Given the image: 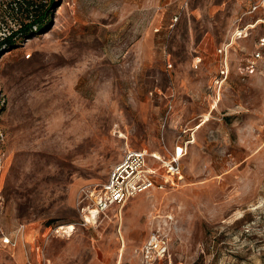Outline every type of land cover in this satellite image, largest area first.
Instances as JSON below:
<instances>
[{
    "label": "rangeland",
    "instance_id": "374dc122",
    "mask_svg": "<svg viewBox=\"0 0 264 264\" xmlns=\"http://www.w3.org/2000/svg\"><path fill=\"white\" fill-rule=\"evenodd\" d=\"M253 1L54 0L46 30L0 46V264H143L154 232L166 264H264V77L247 73L264 26L214 85ZM12 3L0 42L25 18ZM181 134L179 187L89 215L127 150L167 158Z\"/></svg>",
    "mask_w": 264,
    "mask_h": 264
},
{
    "label": "built area",
    "instance_id": "2783aa9c",
    "mask_svg": "<svg viewBox=\"0 0 264 264\" xmlns=\"http://www.w3.org/2000/svg\"><path fill=\"white\" fill-rule=\"evenodd\" d=\"M246 16H253L254 23L236 31V36L218 48L219 69L214 85L221 90L230 75V54L235 50L236 40L247 39L251 30L264 26V0H254ZM254 54L247 65V73L260 74L264 77V35L255 43ZM166 129V123L163 125ZM185 134V132H183ZM181 134L177 140L175 150L167 158L148 150H127L122 160L115 165L109 178L100 189L88 193L93 206L89 214L98 217L114 206H122L129 200L150 192L151 190H166L177 188L185 181L182 160L191 144L195 142L194 135L187 140ZM148 160L156 162L158 166H149ZM164 172V175L161 174ZM9 243V240H6ZM170 251L169 240L159 232L152 233L141 248L140 255L143 264H166ZM171 264V263H169Z\"/></svg>",
    "mask_w": 264,
    "mask_h": 264
},
{
    "label": "trees",
    "instance_id": "16d2710c",
    "mask_svg": "<svg viewBox=\"0 0 264 264\" xmlns=\"http://www.w3.org/2000/svg\"><path fill=\"white\" fill-rule=\"evenodd\" d=\"M54 5V0L50 2L46 0H13L14 10L22 13L25 18L20 22L19 30L0 42V46L4 45L5 48L13 49L18 39L31 38L35 28L40 33L46 30L52 20Z\"/></svg>",
    "mask_w": 264,
    "mask_h": 264
},
{
    "label": "bare ground",
    "instance_id": "6f19581e",
    "mask_svg": "<svg viewBox=\"0 0 264 264\" xmlns=\"http://www.w3.org/2000/svg\"><path fill=\"white\" fill-rule=\"evenodd\" d=\"M210 119H211V115L210 114H206L204 116V121H203L202 125L200 126V128H202L205 124H207L210 121ZM156 156L159 157L158 154ZM91 214H94L95 215L94 212L91 213ZM86 220H87V222H90L91 221V218L90 217H87ZM75 230H76V227L74 225H66V226H61L58 229V233H60V234H62L64 236H67V237H71L72 234L75 232Z\"/></svg>",
    "mask_w": 264,
    "mask_h": 264
}]
</instances>
